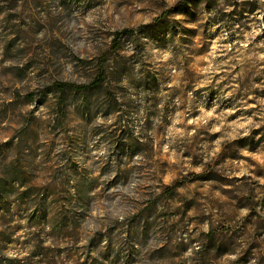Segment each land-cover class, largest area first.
I'll return each mask as SVG.
<instances>
[{
  "label": "rangeland",
  "instance_id": "rangeland-1",
  "mask_svg": "<svg viewBox=\"0 0 264 264\" xmlns=\"http://www.w3.org/2000/svg\"><path fill=\"white\" fill-rule=\"evenodd\" d=\"M0 264H264V0H0Z\"/></svg>",
  "mask_w": 264,
  "mask_h": 264
},
{
  "label": "trees",
  "instance_id": "trees-1",
  "mask_svg": "<svg viewBox=\"0 0 264 264\" xmlns=\"http://www.w3.org/2000/svg\"><path fill=\"white\" fill-rule=\"evenodd\" d=\"M130 31H125L123 33H119L118 36H122L126 33H129ZM114 49H117V42L115 43V46H114ZM104 64L102 62V65H101V73L99 74V76L94 80L93 83L89 84V85H76V84H68V83H58L56 84V88L60 91V92H63L65 93L68 89H72L74 91H87V90H90L92 89L93 87H96L98 85L101 84V82L103 81V79L105 78L106 76V70L105 68L103 67Z\"/></svg>",
  "mask_w": 264,
  "mask_h": 264
}]
</instances>
